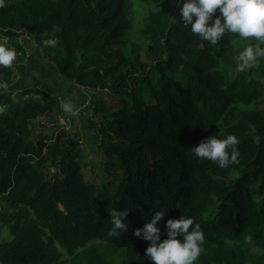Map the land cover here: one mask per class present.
<instances>
[{
  "label": "trees",
  "instance_id": "trees-1",
  "mask_svg": "<svg viewBox=\"0 0 264 264\" xmlns=\"http://www.w3.org/2000/svg\"><path fill=\"white\" fill-rule=\"evenodd\" d=\"M0 2V40L24 53L16 39L25 32L65 79L92 92L111 176L102 186L84 179L69 132L34 137L37 118L61 111L57 97L36 85L0 88V264H153L149 242L133 233L158 210H167L161 240L168 219L200 226L196 264H264V58L236 70L252 41L226 34L216 50L172 20L174 0ZM11 76L0 65V83ZM230 134L240 155L229 168L190 151ZM113 210H128L129 228L109 237Z\"/></svg>",
  "mask_w": 264,
  "mask_h": 264
},
{
  "label": "clouds",
  "instance_id": "clouds-1",
  "mask_svg": "<svg viewBox=\"0 0 264 264\" xmlns=\"http://www.w3.org/2000/svg\"><path fill=\"white\" fill-rule=\"evenodd\" d=\"M174 4H182V25L216 50L226 34H237L235 39L252 41L238 55V72L260 66L259 61L264 58V0H174ZM0 6H3L2 2ZM217 10L219 15L213 18ZM14 59V51L0 44V65L9 67ZM65 110L70 111L68 105H65ZM238 144L235 135H227L224 139L210 136L190 151L196 158L226 169L239 163ZM166 211H156L142 228L133 233L137 238L149 242L145 250L146 258L153 264H196L205 239L203 231L198 224L193 226V218L182 215L179 219L167 220V238L161 240L159 224ZM109 215L112 225L107 233L109 237L128 232L129 225L124 222L128 210H113Z\"/></svg>",
  "mask_w": 264,
  "mask_h": 264
},
{
  "label": "crops",
  "instance_id": "crops-1",
  "mask_svg": "<svg viewBox=\"0 0 264 264\" xmlns=\"http://www.w3.org/2000/svg\"><path fill=\"white\" fill-rule=\"evenodd\" d=\"M32 44L35 43L32 42ZM35 46L36 45H33L31 47L34 48L32 56L29 53L30 50L25 45H22L24 49L23 51L26 54L25 61L22 64L12 63V76L9 84L5 82L7 85L5 89L16 90L25 85H36L39 89L45 90L50 95L57 97L61 101L60 110L62 120L66 117L73 120V117H75L79 126V133L81 134V131L85 133L84 139L88 142L90 153L96 151L97 147L94 148L93 146L99 144V135H93L92 133V128H96V120L91 116V110L88 107L87 100L93 96H89L82 87L74 85L72 82L65 79L60 72L51 65V62L48 63L43 61L41 53L36 51L38 47ZM17 54L22 53L19 52ZM36 68H40L41 70H44V72L36 76L34 73ZM50 78L52 83L48 82ZM65 105H68L70 111L65 110ZM70 120L69 122L72 125L73 121ZM73 133L75 134V132Z\"/></svg>",
  "mask_w": 264,
  "mask_h": 264
},
{
  "label": "rangeland",
  "instance_id": "rangeland-1",
  "mask_svg": "<svg viewBox=\"0 0 264 264\" xmlns=\"http://www.w3.org/2000/svg\"><path fill=\"white\" fill-rule=\"evenodd\" d=\"M180 7H182V4L180 6L175 5V7H174L175 14H173V16H172L173 21L180 19V17H179L180 16L179 15L180 14ZM235 38H237V34H234V38H233L234 42L236 43L237 40ZM16 40L19 41L20 43H22V45H25L30 50L29 53L31 55L34 53V48H31V47L35 44H32L33 40L31 38H29V36L25 32H22ZM238 40L242 41L243 39H238ZM5 41H6L5 39L0 40V44H3L5 47L13 50V48L9 44L4 43ZM36 51L41 53V57H42L43 61H46L48 63L51 62L49 58L44 57V55H43V54H45V53H43L44 49L37 48ZM48 55L51 58L55 57V54H52L51 52H48ZM25 58H26L25 52L22 54L15 53V59L12 63L22 64L25 61ZM60 59L61 58H59V60ZM51 65L54 66V64L52 62H51ZM43 72H44V70H41L40 68H36L34 71L36 76H38L39 74H41ZM48 82L52 83L51 78L48 80ZM3 83L4 82L0 83V88L5 89V87L7 85H5ZM29 86H35V85H25V87H29ZM19 89H21V88H18L16 90H19ZM41 91H45V90H41ZM85 92L89 96H91V95L93 96L92 92H90L91 94L87 90H85ZM14 93L16 94L17 92L15 91ZM15 94H14V96H15ZM94 95H97L98 97H102L105 99L109 98L108 93H106L103 90L96 92ZM92 98L93 97H91L90 99H87L88 100V107L90 108V110L94 106ZM59 102H60V106H61V101L59 100ZM61 116H62L61 111L55 110L50 117L40 116L39 118H37V120H35L34 137L35 138H43V137H46L47 135H49V138H51L53 135L52 138H54V136H56L57 130H65V131L69 132L71 135H73L74 134L73 132H75L74 137L77 138L78 149L80 150L79 155H80V158L83 162L82 173H83L84 179L91 181V182L97 184L98 186H102L103 184L108 185L111 181V176H109L107 174L106 170L104 169L105 168L104 163L106 160L103 157L102 153H100L99 148H98L99 146L98 145L93 146L94 148L97 147V149H96V151H94V152L92 151V153H90V148H89L88 142L85 141V139H84L85 133L82 131H81V134L79 133V131H78L79 126L77 124L75 117H73V120L72 119L70 120L69 117H66L64 120H62ZM67 119H69L70 121H73L70 129H65L63 127V124H62V122L66 121ZM92 133H93V135H95V134L99 135L98 127L92 128ZM81 135H82V137H81ZM98 142H100V135H99ZM110 173L113 174V176H116V175H118L119 171L117 169H111ZM54 174H55V171L53 169H50L47 171V175L49 177L50 176L52 177ZM2 208H3V204L0 202V209H2ZM3 236L7 237L6 229H4V231H3ZM66 257H67L66 253L63 252L62 258L65 259Z\"/></svg>",
  "mask_w": 264,
  "mask_h": 264
},
{
  "label": "built area",
  "instance_id": "built-area-1",
  "mask_svg": "<svg viewBox=\"0 0 264 264\" xmlns=\"http://www.w3.org/2000/svg\"><path fill=\"white\" fill-rule=\"evenodd\" d=\"M62 124H63V127L65 129H70L71 128V124H70L68 119L66 121H63Z\"/></svg>",
  "mask_w": 264,
  "mask_h": 264
},
{
  "label": "water",
  "instance_id": "water-1",
  "mask_svg": "<svg viewBox=\"0 0 264 264\" xmlns=\"http://www.w3.org/2000/svg\"><path fill=\"white\" fill-rule=\"evenodd\" d=\"M3 84H5L6 85V83L4 82ZM69 84H70V82H69Z\"/></svg>",
  "mask_w": 264,
  "mask_h": 264
}]
</instances>
